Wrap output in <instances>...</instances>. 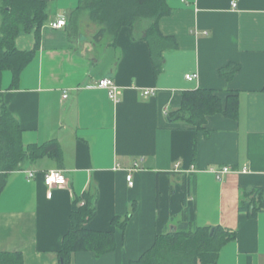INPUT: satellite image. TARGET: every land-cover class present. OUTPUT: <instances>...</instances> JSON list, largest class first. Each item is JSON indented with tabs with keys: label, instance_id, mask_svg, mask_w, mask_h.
<instances>
[{
	"label": "crops",
	"instance_id": "obj_1",
	"mask_svg": "<svg viewBox=\"0 0 264 264\" xmlns=\"http://www.w3.org/2000/svg\"><path fill=\"white\" fill-rule=\"evenodd\" d=\"M44 1L48 16L35 56L18 86L12 70L3 71L0 97L25 146L55 139L62 153L10 173L0 195V252H21L24 264H60L74 202L96 188V214L85 227L113 230L116 247L100 256L74 252L71 264H131L176 225L185 205L197 225L235 234L214 264H264V209L252 215L241 208L244 197L258 202L255 191L263 190L264 201V0H169L172 12L159 26L177 46L163 52L159 74L140 28L135 36L123 26L97 42L100 26L76 9L80 0ZM61 17L66 25L53 28ZM36 42L35 31L16 39L24 51ZM230 64L239 68L227 77L221 70ZM105 77L120 86L119 101L98 87ZM199 88L213 89L224 104L236 96L237 117L208 115L204 128L172 120L184 91ZM227 165L235 171L222 180L209 170ZM53 169L67 184L49 197L44 172ZM128 214L124 228L114 227L115 217Z\"/></svg>",
	"mask_w": 264,
	"mask_h": 264
},
{
	"label": "trees",
	"instance_id": "obj_2",
	"mask_svg": "<svg viewBox=\"0 0 264 264\" xmlns=\"http://www.w3.org/2000/svg\"><path fill=\"white\" fill-rule=\"evenodd\" d=\"M47 8L44 0H0V89L3 71L7 69L14 74L13 86H18L21 72L31 62L39 46L41 28L48 16ZM76 9L87 10L90 18L100 26L94 35L97 42L107 36H117L123 26H130L135 36L138 28L143 30L141 38L150 45L156 74L163 69V52L177 46L175 39L163 34L159 26L160 19L172 12L169 0H80ZM32 31L37 34L36 46L28 51L20 50L16 45L17 37ZM238 68V65L230 64L221 73L230 77ZM238 106V98L234 95L229 96L224 104L213 89L187 90L184 91L182 107L172 111L170 118L204 128L208 115L221 113L235 118ZM61 153L60 144L55 139L42 145L25 146L17 118L0 97V195L7 186L10 173L22 169L26 161L34 162L44 156L59 159ZM189 185L184 183L185 195H188ZM255 192L260 194L261 201L244 197L241 203V208L252 215L264 209L263 190ZM97 197V189L91 188L75 200L71 226L59 251L60 264H71L73 253L80 250H93L100 256L116 247L113 230L93 231L85 227L96 214ZM130 217V214L115 217L114 227L124 228ZM212 228H215L214 234L211 233ZM234 238L235 234L222 226L197 225L191 220L185 205L176 225L157 235L153 245L131 264H214L222 247ZM0 264H24L23 254L0 252Z\"/></svg>",
	"mask_w": 264,
	"mask_h": 264
},
{
	"label": "built area",
	"instance_id": "obj_3",
	"mask_svg": "<svg viewBox=\"0 0 264 264\" xmlns=\"http://www.w3.org/2000/svg\"><path fill=\"white\" fill-rule=\"evenodd\" d=\"M233 6H236V2L233 1ZM66 25V19L61 17L58 18L57 20L51 22V26L53 28H62ZM206 33V32H204ZM198 74H187L186 78L188 80H193L197 78ZM98 87L104 88L108 91L109 96L115 100L119 101L120 100V91L121 88L120 86L114 81V79L110 77H105L101 78L98 80L97 83ZM149 91H145V94H149ZM64 97H67V94H64ZM177 165L176 167H178ZM210 172L214 173L217 179L222 180L224 176L230 172L235 171L233 167L231 166H212L210 169ZM243 172H247L248 169L244 168L242 169ZM35 176V172L29 171L28 172V178H32ZM127 180L131 186H133V175L131 173L127 174ZM44 182L49 188L48 194L49 197L52 196V190L56 186H64L67 184V178L65 174L63 173L62 170L60 169H53V170H48L44 172Z\"/></svg>",
	"mask_w": 264,
	"mask_h": 264
},
{
	"label": "water",
	"instance_id": "obj_4",
	"mask_svg": "<svg viewBox=\"0 0 264 264\" xmlns=\"http://www.w3.org/2000/svg\"><path fill=\"white\" fill-rule=\"evenodd\" d=\"M214 231H215V228H212V232L211 233L214 234Z\"/></svg>",
	"mask_w": 264,
	"mask_h": 264
},
{
	"label": "rangeland",
	"instance_id": "obj_5",
	"mask_svg": "<svg viewBox=\"0 0 264 264\" xmlns=\"http://www.w3.org/2000/svg\"><path fill=\"white\" fill-rule=\"evenodd\" d=\"M97 31H98V30H97ZM96 33H97V32H96ZM96 33H95V34H96Z\"/></svg>",
	"mask_w": 264,
	"mask_h": 264
}]
</instances>
